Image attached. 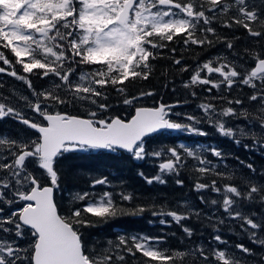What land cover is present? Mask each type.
<instances>
[{"label": "snow or ice", "instance_id": "obj_1", "mask_svg": "<svg viewBox=\"0 0 264 264\" xmlns=\"http://www.w3.org/2000/svg\"><path fill=\"white\" fill-rule=\"evenodd\" d=\"M217 20L224 28L239 26L250 37L264 38V8L258 9L251 0H0V62L7 66L0 67V73L23 81L34 98L19 97L33 114L26 116L24 109L13 106L8 97H0V120L13 118L31 133L16 138L0 135V264H248L246 257L256 255L243 243L228 247L218 227L225 224V219L219 217L213 224L217 233L213 240L223 247L171 249L164 246L166 236L146 234H119L115 241L108 239L106 246L92 244L86 239L85 229L123 216H142L156 208L153 202L135 203L136 194L126 190L75 192L69 205L62 208L56 199L61 186L59 161L68 153L96 149L124 150L138 161L165 158L157 174L149 177L138 172L148 185L167 184L166 177H179L188 167V158L195 160L192 170L199 176L194 190H211L221 197L206 199L201 195L200 202L218 205L227 219L241 221L243 234L264 248V183L251 178L242 180L241 186L231 183L235 174L217 171L212 160L202 154L210 151L223 159L225 154L216 147L204 149L180 143L148 151L146 137L159 132L197 136L209 133L197 127L202 123L200 117L186 115L188 123L172 119L182 115L173 111L180 101L135 106L155 92L130 95L127 89L129 82L149 79L153 72L150 61L161 58V51L175 38L179 37L185 46L211 47L220 42L232 50L233 41L218 35L212 26ZM170 51L175 53L176 48ZM244 53L252 62L250 68L239 65L238 70L235 58L229 61L217 56L198 64L184 84L185 88L207 85L208 92L222 86L231 90L236 83L253 89L248 99L257 102L254 122L260 129L259 136L251 128L246 131L244 127L227 126L223 119L243 117L248 121L253 114L247 108L232 106H242L243 100H227L229 106L220 109L212 103L199 105L203 122L237 145L245 137L264 141V55L247 48ZM173 63L181 65V71H188L181 59ZM16 65L29 75L41 70L36 74L41 79H52V85L37 91L28 76L17 73ZM84 67L89 70L84 71ZM110 91L121 98L117 103L134 107L129 119L110 114ZM240 163L244 165V161ZM245 166L256 173L253 164ZM210 175L229 183L218 186L216 178L202 182ZM175 183L183 187L184 180L176 179ZM110 184L105 175L93 179L91 187ZM123 202L132 207H125ZM257 204L259 212L252 210ZM151 214L171 217V221L160 219L159 223L170 226L174 222L191 238L194 229L181 221L198 219L201 211L185 202L182 211L161 207ZM259 264H264V255L259 257Z\"/></svg>", "mask_w": 264, "mask_h": 264}, {"label": "trees", "instance_id": "obj_2", "mask_svg": "<svg viewBox=\"0 0 264 264\" xmlns=\"http://www.w3.org/2000/svg\"><path fill=\"white\" fill-rule=\"evenodd\" d=\"M251 3L255 4L258 9L264 8V0H251ZM225 19H227V17H225ZM221 24L222 21L217 20L214 21L212 26L217 29L218 35L227 37L229 40L233 41L234 48L232 50L228 49L225 43L220 42H216L214 46L211 47L207 45L204 47L197 45L185 46L179 37L175 38L173 42L168 44L167 48L161 51V58L150 61L153 65V72L149 79H137L134 82H129L127 83V89L130 95H138L141 91L155 92V95L144 97L135 106L152 107L159 103L175 104L177 101H180V106L173 108V111L180 112L182 115L181 117L173 116L172 119L188 123V121L184 119L186 115L200 117L202 118V123L197 125V127H201L209 133L207 136H197L174 131L159 132L146 138L145 146L148 151L159 150L161 147L165 146H177L180 143L189 146L200 145L204 149L216 147L225 154L223 159L214 157L211 155L210 151H204L202 154L209 160H212L213 164L217 166V171L234 173L235 179L231 181V183L241 186L242 180L246 178H251L256 183H264V175H261L264 173V141L254 142L251 137H245L242 139L240 145L235 144L232 139L221 136L216 131L215 127L203 122L204 113L199 107L202 103H212L217 106V109H220L229 106L227 100L239 98L244 101V104L242 106H232L237 109L247 108L253 115L249 116L248 121H245L243 117L239 119L225 117L223 119L228 122L227 126L244 127L246 131L251 128L259 136L260 129L254 122L257 102H252L248 99L253 89L240 83L234 84L231 90L222 86L220 90L213 89L212 92L207 91L209 87L207 85L197 84L190 88L184 87V84L190 81V77L196 66L209 59L223 56L231 61L235 58L238 64V70H241L239 65L250 68L252 63L247 54L244 53L245 48L259 51L261 55H264V38L250 37L247 31L239 26H234L229 29L222 27ZM208 35L209 38H213L211 34ZM234 37H239V39H234ZM171 48H176V52L172 53L170 51ZM5 54L9 59H13L6 50ZM174 59H181L182 65L188 66V71H181V65L174 64ZM0 67L7 66L0 65ZM8 70L11 71L10 68ZM15 70L18 74L24 75L21 67L17 66ZM79 70L81 69L78 68L77 71ZM39 71H34V73ZM26 76L32 81L33 87L37 91H43L49 88L47 84L51 82L50 78L41 79L34 78L31 75ZM9 80L18 81L16 78L8 79L6 73H0V97L6 96L10 99L11 95H8L3 87L4 83ZM19 83L26 85L23 81ZM40 83H42L43 87L39 86ZM165 85H167V87H165ZM28 91L30 90L28 89ZM192 92H195L196 95L193 96ZM220 96H223L225 99L217 98ZM120 99L121 98L117 96L114 91H110L109 100L113 104L110 114L120 115L122 118L129 119L134 112V107L117 103ZM15 106L18 107L17 105ZM68 111L71 112L73 109H68ZM3 125H5V123L0 122V127ZM10 127L12 126L10 125ZM245 144H248L250 147L246 149L244 147ZM237 157L239 159H237ZM163 159L165 158L158 160L149 157L144 161H138L134 160L130 153L123 151L112 152L106 149L68 153L59 161L61 186L56 191L58 204L62 208L67 207L75 192L92 191L99 193L101 191L120 192L121 190L134 192L138 197L135 201L137 204L147 205L150 202L155 203L156 208L152 210H160L162 207L164 210L182 211L184 203L188 202L197 210L201 211V216L198 219L193 217L189 220L181 221V224L194 229V235L191 238L186 236L180 225L174 222H172L170 226L161 225L158 221L160 218L171 221V217L153 216L151 214L152 210H149L142 216H123L100 227L85 229L86 239L92 242V244L106 246V241L108 239L115 241L119 234H146L152 237L166 236V245L164 246L171 249L184 250L196 245H203L206 249L223 247L213 240V236L217 234L214 231L213 224L215 219L219 217L225 219V224L218 225V227L221 230L219 234H221L224 240L228 241V247L232 249L235 244L243 243L256 254L255 256L246 257L248 264H250V262L252 264H259V253L264 255V249L253 244L247 235L243 234L240 228L242 222L227 219V214H225L223 209L218 205H205L200 202L199 196L201 195H204L206 199H220L221 197L219 194L211 192V190L205 192H196L194 190V183L199 176V174L192 170V166L197 164L195 160L188 158V167L181 171L179 177L174 175L166 177L168 182L165 185H148L144 179L138 175L140 171H143L144 174L149 177L157 174L158 165L163 162ZM240 161H244V165H242ZM248 163L254 165L257 170L256 173H252L247 169L245 165ZM105 175L108 176L111 181L110 186L105 187L98 185L93 189L91 187L92 180ZM213 178L218 180V186H221L223 183H229V181H221L219 178L211 175L202 178V182ZM176 179L184 180L183 187L175 183ZM123 204L127 208L132 207V205L127 202H123ZM245 210L247 211V209ZM252 210L259 212L261 210L260 205H255ZM213 211L214 213H212ZM209 216L213 218L212 221L206 218ZM237 254L239 255V253ZM137 255L139 256L140 254L138 253ZM153 264H155V262H153Z\"/></svg>", "mask_w": 264, "mask_h": 264}, {"label": "rangeland", "instance_id": "obj_3", "mask_svg": "<svg viewBox=\"0 0 264 264\" xmlns=\"http://www.w3.org/2000/svg\"><path fill=\"white\" fill-rule=\"evenodd\" d=\"M0 65H3V63H0ZM17 66L21 67L20 65H16V68H17ZM83 70L84 71H88L89 69L87 67H84ZM34 71H39V70H34ZM79 72H80V70L77 71V73H79ZM24 75H29V74H25L24 73ZM7 76H8V79L15 78V77H12V76H10L8 74H7ZM31 76H33L34 78H40V76L37 75L36 73H33V75L31 74ZM19 82H20V80H18V81L9 80V81H6L4 83L3 87H4L5 91H7L8 95L9 94L11 95L9 100H10V102H11V104L13 106L17 105L18 107L23 108L26 116H33L31 111L30 110H26V107L23 106L24 102L22 100H19V97H21V96H29V98H31V99H34V98H32L30 96V91H28L26 85H24L22 83H19ZM52 83H53V80L51 79V82H48L47 85L50 87L52 85ZM39 86L43 87L42 83H40ZM0 122L1 123L9 122V125L12 126V127H10L11 128L10 137H12V138H16L18 136H23V135H31V133L29 132V130L25 126L23 127L20 123L17 124L15 122V119H13V118H8L7 117L6 119L0 120ZM22 127H23V129H22ZM17 130H19V131L18 132H14V131H17ZM212 213H214V211ZM160 219H164V218H160ZM22 243H24V242H22ZM257 246H259V245H257ZM259 255L262 256L260 253H259ZM250 264H252V263L250 262Z\"/></svg>", "mask_w": 264, "mask_h": 264}, {"label": "flooded vegetation", "instance_id": "obj_4", "mask_svg": "<svg viewBox=\"0 0 264 264\" xmlns=\"http://www.w3.org/2000/svg\"><path fill=\"white\" fill-rule=\"evenodd\" d=\"M23 106H24V103H23ZM26 110H29L26 108ZM7 117H5L4 119H6ZM15 122L18 124V122L15 120ZM22 125V124H21ZM23 126V125H22ZM10 131H11V128H10V125H9V122H6L5 125H3L2 127H0V135H4V134H7L10 136ZM19 130L17 131H14V132H18Z\"/></svg>", "mask_w": 264, "mask_h": 264}, {"label": "water", "instance_id": "obj_5", "mask_svg": "<svg viewBox=\"0 0 264 264\" xmlns=\"http://www.w3.org/2000/svg\"><path fill=\"white\" fill-rule=\"evenodd\" d=\"M146 107H147V106H146ZM133 114H134V112H133ZM133 114H132V115H133ZM153 135H154V134H153ZM151 136H152V135H151ZM149 137H150V136H149ZM146 138H147V137H146ZM119 151H123V152H126V151H124V150H119ZM127 153H128V152H127Z\"/></svg>", "mask_w": 264, "mask_h": 264}, {"label": "bare ground", "instance_id": "obj_6", "mask_svg": "<svg viewBox=\"0 0 264 264\" xmlns=\"http://www.w3.org/2000/svg\"><path fill=\"white\" fill-rule=\"evenodd\" d=\"M10 95V94H9Z\"/></svg>", "mask_w": 264, "mask_h": 264}]
</instances>
